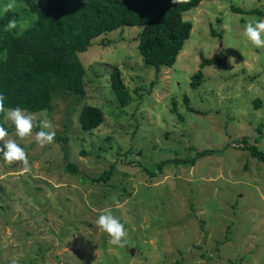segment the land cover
<instances>
[{
  "label": "rangeland",
  "instance_id": "obj_1",
  "mask_svg": "<svg viewBox=\"0 0 264 264\" xmlns=\"http://www.w3.org/2000/svg\"><path fill=\"white\" fill-rule=\"evenodd\" d=\"M10 2L0 0V16ZM14 4L22 32L35 17L20 0ZM231 6L264 13V0L202 1L183 13L192 24L189 40L173 67L159 72L138 53L139 28L95 39L78 56L85 94L59 95L47 111L65 149L61 141L35 142L42 112L34 114L32 136L8 133L30 167L0 159V264H264V162L240 148L246 138L264 155V48L243 36V26L260 17ZM200 55L221 59L224 69H202L192 89ZM112 66L130 96L124 108L109 87ZM85 106L104 117L90 132L78 122ZM205 150L213 154L197 157ZM161 163L156 177L143 170ZM110 168L107 182L90 180ZM107 208L128 233L123 247L110 245L95 224Z\"/></svg>",
  "mask_w": 264,
  "mask_h": 264
},
{
  "label": "trees",
  "instance_id": "obj_2",
  "mask_svg": "<svg viewBox=\"0 0 264 264\" xmlns=\"http://www.w3.org/2000/svg\"><path fill=\"white\" fill-rule=\"evenodd\" d=\"M20 1L34 15L35 20L20 32L19 13L8 11L0 16V94L5 96V108L19 106L27 113L37 114L48 111L59 95L79 98L85 94V68L79 60V54L86 52L95 39L118 29H140L136 39L137 49L146 66L157 72L163 68H172L192 30V24L183 20L182 15L197 8L204 0H179L175 4L172 0H46L42 7L35 0ZM231 11L264 18V13L258 9L243 11L231 6ZM13 19L17 27L6 32V25ZM212 34L221 36L215 31ZM199 60V70L191 76L192 89L202 83V69H224L219 58L200 55ZM108 78L117 106H128L130 96L123 84L120 68L112 66ZM103 121L102 111L91 106L83 107L78 117L84 132L96 130ZM0 126L8 133L15 129L13 125L6 124L3 114H0ZM261 128L256 129L259 134L256 142L261 140ZM59 141L65 149L63 137H55L54 143ZM248 142L243 138L240 142L243 146L240 148L264 162V155L259 152L257 145ZM209 154L213 153L205 150L197 153V157ZM195 160L192 159L190 163L194 164ZM65 162L69 173H75L76 167L67 161V154ZM172 162L177 164L179 161ZM162 165L153 170H143L150 177H156ZM112 174L113 168H110L98 179L90 180L107 182Z\"/></svg>",
  "mask_w": 264,
  "mask_h": 264
},
{
  "label": "clouds",
  "instance_id": "obj_3",
  "mask_svg": "<svg viewBox=\"0 0 264 264\" xmlns=\"http://www.w3.org/2000/svg\"><path fill=\"white\" fill-rule=\"evenodd\" d=\"M179 0H172V3H178ZM15 7L14 0L6 4L3 8L4 12H8ZM17 27L16 20H10L5 27V31H11ZM230 30V29H229ZM243 36L246 41L251 43L254 47L264 48V18H255L248 21L243 26ZM234 58H229L231 63ZM0 114L4 115L5 120L10 121L15 127L16 135L20 138H25L33 135V129L36 126V116L34 114L26 113L21 107L5 108V96L0 94ZM40 115L45 119L41 121L40 130L34 133L35 142L39 147L43 148L46 145L52 144L55 140L56 133L54 125L47 117V110H44ZM8 136L7 130L0 126V159L8 163L18 162L19 166L25 171L29 170L28 156L25 150L19 146L12 139H5ZM117 209L123 207L120 200L113 196L111 198ZM96 226L101 232L106 233L109 237L108 243L110 245L123 247L126 243L128 235L125 226L120 220L112 214L111 208L104 209L95 221ZM11 264H17L15 259Z\"/></svg>",
  "mask_w": 264,
  "mask_h": 264
}]
</instances>
